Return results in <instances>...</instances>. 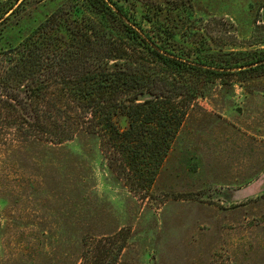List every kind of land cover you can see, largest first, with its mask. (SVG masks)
<instances>
[{"label": "rangeland", "instance_id": "obj_1", "mask_svg": "<svg viewBox=\"0 0 264 264\" xmlns=\"http://www.w3.org/2000/svg\"><path fill=\"white\" fill-rule=\"evenodd\" d=\"M73 1L0 0V74ZM114 1L189 62L264 50V0ZM189 81L201 91L189 103L183 91L181 127L139 194L112 172L96 137L38 143L13 123L28 117L0 87V264H93L120 247L115 264H264V70ZM116 123L123 130L127 119Z\"/></svg>", "mask_w": 264, "mask_h": 264}, {"label": "trees", "instance_id": "obj_2", "mask_svg": "<svg viewBox=\"0 0 264 264\" xmlns=\"http://www.w3.org/2000/svg\"><path fill=\"white\" fill-rule=\"evenodd\" d=\"M73 3L12 50L20 56L0 74V87L9 88L6 98L28 117L13 123L34 130L40 144L59 145L79 133L96 137L112 172L131 191L145 193L183 122L179 98L184 91L183 102L189 103L201 91L189 78L257 73L264 70V50L196 64L157 45L114 0ZM69 11L82 16L60 20ZM118 116L127 119L123 130ZM120 248L93 264H115Z\"/></svg>", "mask_w": 264, "mask_h": 264}]
</instances>
